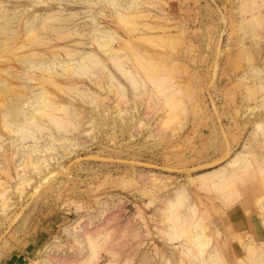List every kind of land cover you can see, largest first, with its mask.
<instances>
[{
	"label": "rangeland",
	"instance_id": "obj_1",
	"mask_svg": "<svg viewBox=\"0 0 264 264\" xmlns=\"http://www.w3.org/2000/svg\"><path fill=\"white\" fill-rule=\"evenodd\" d=\"M18 257L264 264V0H0Z\"/></svg>",
	"mask_w": 264,
	"mask_h": 264
},
{
	"label": "crops",
	"instance_id": "obj_2",
	"mask_svg": "<svg viewBox=\"0 0 264 264\" xmlns=\"http://www.w3.org/2000/svg\"><path fill=\"white\" fill-rule=\"evenodd\" d=\"M13 260H11V259H9V260H7V261H1L0 260V264H23L22 263V258H20V257H18L17 259H16V261H14V262H12ZM23 262H25V261H23Z\"/></svg>",
	"mask_w": 264,
	"mask_h": 264
}]
</instances>
